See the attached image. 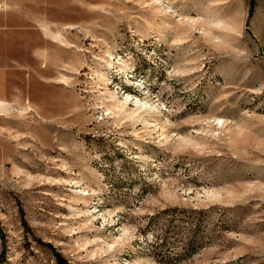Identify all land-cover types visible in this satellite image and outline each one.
Wrapping results in <instances>:
<instances>
[{
	"label": "rangeland",
	"instance_id": "obj_1",
	"mask_svg": "<svg viewBox=\"0 0 264 264\" xmlns=\"http://www.w3.org/2000/svg\"><path fill=\"white\" fill-rule=\"evenodd\" d=\"M0 264H264V0H0Z\"/></svg>",
	"mask_w": 264,
	"mask_h": 264
},
{
	"label": "bare ground",
	"instance_id": "obj_2",
	"mask_svg": "<svg viewBox=\"0 0 264 264\" xmlns=\"http://www.w3.org/2000/svg\"><path fill=\"white\" fill-rule=\"evenodd\" d=\"M133 83H135L137 86L141 85L140 81H137V80H135ZM126 89H127L128 93L130 95L131 94L130 93V88L126 87ZM137 101H139V99H137ZM218 120H219V123H222L221 119H218Z\"/></svg>",
	"mask_w": 264,
	"mask_h": 264
},
{
	"label": "trees",
	"instance_id": "obj_3",
	"mask_svg": "<svg viewBox=\"0 0 264 264\" xmlns=\"http://www.w3.org/2000/svg\"><path fill=\"white\" fill-rule=\"evenodd\" d=\"M135 89L137 90V88L135 87ZM174 259V258H173ZM176 259V258H175ZM58 260H59V263H61V257L59 256V258H58Z\"/></svg>",
	"mask_w": 264,
	"mask_h": 264
}]
</instances>
